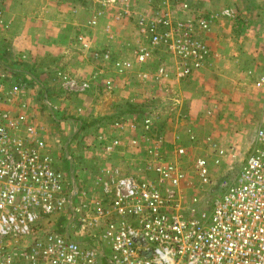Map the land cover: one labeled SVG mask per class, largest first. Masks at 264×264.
<instances>
[{
    "label": "built area",
    "instance_id": "built-area-1",
    "mask_svg": "<svg viewBox=\"0 0 264 264\" xmlns=\"http://www.w3.org/2000/svg\"><path fill=\"white\" fill-rule=\"evenodd\" d=\"M171 1L162 0L158 8L168 7L170 13L154 11L155 19L139 15L141 41L134 61H114L116 75L147 63L155 49L168 50L170 64L161 61L154 73L137 74L142 84H158L163 91L209 61L210 50L199 35L214 19L231 17L232 10L207 19L189 0L175 5ZM132 3L140 0H101L89 24L96 25L106 7L115 10L117 5L119 19ZM171 8L179 14L172 16ZM75 42L81 49L89 46L82 36ZM111 55L107 48L93 51L94 59L105 63L111 62ZM59 76L77 92H85L92 79ZM263 83L260 77L256 86ZM103 85L112 88L113 82L103 80ZM24 87L0 66V264H264V123L240 168L230 174L225 167L228 173L222 175L226 178L214 200L206 202L200 192L186 199L187 190L213 184L211 166L221 167L226 156L234 157L211 138H205L206 152L194 161L195 183L177 161L184 149L178 148L176 160L169 161L160 151L163 138L144 135L138 175L118 166L100 168L94 186L75 189L69 175L56 167L42 128L26 113V103L18 100ZM16 99L13 112L9 107ZM152 125L147 117L139 126L147 134ZM110 128L135 131L138 124L129 120ZM97 140L103 143L104 158L120 146L118 137L102 134ZM189 140L195 142V135ZM130 145L137 147L138 140L131 139Z\"/></svg>",
    "mask_w": 264,
    "mask_h": 264
},
{
    "label": "rangeland",
    "instance_id": "rangeland-1",
    "mask_svg": "<svg viewBox=\"0 0 264 264\" xmlns=\"http://www.w3.org/2000/svg\"><path fill=\"white\" fill-rule=\"evenodd\" d=\"M85 1L98 7H92L85 28L74 33L72 38L76 40L82 36L89 44L87 50L79 45L65 49L63 53L62 49L8 47L4 48L7 60L0 58L7 66L23 73L21 78L13 80L25 84L18 100L26 103V113L32 114L30 118L42 128L56 167L74 180L72 187L94 186L100 168L118 166L138 175L137 171L142 167L141 155L145 152L144 135L151 139L163 138L160 151L169 161L176 160L178 148L184 149L185 154L177 161L192 183L196 182L194 161L206 152L205 138H211L226 150L231 143L238 147L237 158L241 160L229 167L230 174L237 171L257 128L264 123V83L261 87L256 86L257 79L264 77V0H189L192 8L207 19L223 9H231L233 15L214 19L209 29L200 33L201 40L210 50L209 61L188 78L168 83L163 91L158 84H142L137 74L154 73L161 61L170 64L168 50H153L151 60L141 66L135 65L126 75H116L110 63L94 59L93 51L107 48L112 53L116 49L117 56L123 57L121 60L134 61V51L141 41L136 24L139 15H152L149 18L155 19L154 11L170 13V8L158 10L162 0H140L138 4H130L116 19L120 6L117 5L115 10L106 7L97 24L90 25L101 0ZM171 2L175 5L177 0ZM171 11L172 16L179 14L172 8ZM10 24L7 20L0 21L3 28ZM99 25L107 41L97 48L91 41L92 32L86 30ZM59 74L75 81L92 78L90 87L85 92L70 90L64 86ZM103 80H112V88H106ZM124 91L131 94L123 96ZM16 106L17 99L9 109L14 112ZM147 117L153 119V125L146 134L139 125ZM129 120L138 124L137 130L114 132L110 128L116 122ZM178 122L183 125L176 127ZM186 127L194 133L195 142L189 141ZM102 134L106 139L118 137L120 140L116 153L106 158L101 155L103 143L99 144L97 140ZM131 139L138 140L137 147L130 145ZM132 153L136 156L131 157ZM226 166H211L215 177L213 184L187 190L186 199L200 192L206 202L214 200L226 178L222 175L228 173ZM102 264L106 263L102 261Z\"/></svg>",
    "mask_w": 264,
    "mask_h": 264
},
{
    "label": "crops",
    "instance_id": "crops-1",
    "mask_svg": "<svg viewBox=\"0 0 264 264\" xmlns=\"http://www.w3.org/2000/svg\"><path fill=\"white\" fill-rule=\"evenodd\" d=\"M92 7L95 9L98 5L90 4L85 0H0V21L3 19L11 22L9 26H5L6 28L0 26V58L7 60L4 48L8 47L62 49V53L65 49L69 50L70 47L77 48V43L72 38L73 34L79 33L85 28V21L90 16ZM86 31L92 32L91 41L97 48L107 41L101 25ZM116 53L117 50L113 49L111 65L114 61L123 58L117 56ZM121 54L124 56V53ZM2 59H0V66L5 65L4 70L11 72L8 74L11 80L21 78L20 75L23 73L14 67L9 65L8 67L6 61ZM131 90L133 91V89ZM127 94L131 93L129 91L122 92L123 96H127ZM179 125L182 126L183 122H178L176 127ZM190 128L192 129V125ZM190 128L186 127L185 130L188 139L190 134L194 135ZM231 147L233 149L230 150ZM227 150L234 155V157L228 155L224 159V162L231 167L235 161L241 160L237 158L240 151H237L239 149L233 143Z\"/></svg>",
    "mask_w": 264,
    "mask_h": 264
},
{
    "label": "water",
    "instance_id": "water-1",
    "mask_svg": "<svg viewBox=\"0 0 264 264\" xmlns=\"http://www.w3.org/2000/svg\"><path fill=\"white\" fill-rule=\"evenodd\" d=\"M46 101V100H45ZM49 105V104H48ZM74 182V180H72V183ZM74 184V183H73Z\"/></svg>",
    "mask_w": 264,
    "mask_h": 264
}]
</instances>
